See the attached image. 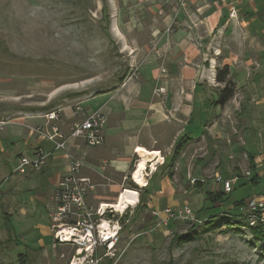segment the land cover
<instances>
[{"label": "crops", "instance_id": "obj_1", "mask_svg": "<svg viewBox=\"0 0 264 264\" xmlns=\"http://www.w3.org/2000/svg\"><path fill=\"white\" fill-rule=\"evenodd\" d=\"M152 4L148 12L135 11L124 24H119L118 13L113 19L115 35L133 36L125 43L135 67L133 77L100 93L54 105L60 110L57 124L64 134L83 117L74 114V104L79 103L85 112L99 110L105 115L101 145L90 148L77 140L67 152L84 163L80 176L93 185L86 197L90 208L107 203L104 200L119 195L127 185L135 188L137 199L128 206L130 213L119 217L123 227L128 221L131 226L152 223L153 210L178 204L168 163L180 139L187 142L175 166L191 162L195 148L206 146V141L216 147L225 140L231 147L248 146L252 140L249 127L238 129L229 113L243 112L253 97L249 68L255 73L264 69V0H188L180 10L177 0H152ZM167 27L171 30L166 31ZM223 66L229 70L234 94L221 106L216 100L224 84L217 82L216 73ZM76 98L80 99L77 103ZM96 98L100 102L94 110L83 106L84 101ZM54 108L46 110L42 101L27 104L14 110L0 130V259L13 252L36 254L38 264H68L70 260L64 258L69 245L53 246L49 223V214L56 209L57 183L68 167L64 152L54 151L39 171H14L19 155H29L36 147L51 148L32 128L49 125L43 116ZM139 147L157 153L146 163L142 186L131 183ZM217 155L218 162L225 157ZM230 157L227 154V160ZM104 168L110 174L107 186L99 174ZM112 175L121 180L112 181Z\"/></svg>", "mask_w": 264, "mask_h": 264}, {"label": "rangeland", "instance_id": "obj_2", "mask_svg": "<svg viewBox=\"0 0 264 264\" xmlns=\"http://www.w3.org/2000/svg\"><path fill=\"white\" fill-rule=\"evenodd\" d=\"M150 5L152 0H0V130L6 119L13 117L9 115L14 110L27 104L42 101L47 110L54 108L57 101L100 93L129 78L135 67L131 66V51L125 43L133 36L115 35L113 19L118 13L119 24H124L135 11L148 12ZM160 6L166 7L164 3ZM170 30L167 27L166 31ZM249 70L253 97H249L243 112L235 109L229 113L238 129L249 127L252 140L248 146L231 147L225 140L216 147L206 141V146L195 148L191 162L172 166L171 184L179 202L167 207L188 205L194 219L158 225L160 219L153 215L155 221L146 225L131 226L128 221L115 254L105 257L103 264H264V242L254 238L248 226L228 217L239 212L233 206L235 201L245 199L246 203L264 195V69L262 73ZM76 99L75 103L80 100ZM99 102L100 98L89 99L83 106L94 110ZM77 106L83 111L77 115L83 114L79 103L74 104L73 110ZM36 128H32L33 132ZM217 154H225L224 159L218 162ZM227 154L232 156L229 160ZM250 158L257 168L258 179L254 183L250 180ZM135 163L133 160V169ZM131 171L130 168L128 172ZM108 172L104 168L99 173L105 178V186L110 181L106 178ZM233 175L237 181L230 192H225L216 176L226 179ZM112 177V181L121 180ZM131 183L135 184L132 180ZM107 188L105 191L109 192ZM124 188L135 190L130 185ZM206 191L225 192V206L230 203L225 209L230 215L221 212L210 224L204 214ZM117 195L104 201L113 203ZM227 220L229 224L225 223ZM125 229L127 232L123 233ZM71 253L69 246L65 261ZM24 255L26 264H38L36 254ZM17 257L18 254L8 252L0 264H16Z\"/></svg>", "mask_w": 264, "mask_h": 264}, {"label": "built area", "instance_id": "obj_3", "mask_svg": "<svg viewBox=\"0 0 264 264\" xmlns=\"http://www.w3.org/2000/svg\"><path fill=\"white\" fill-rule=\"evenodd\" d=\"M177 1L178 10L187 7L188 0ZM133 75L132 71L129 78ZM74 112L76 115L81 112V108L77 106ZM59 113L58 109L45 113L43 117L47 119L49 125L37 126L35 129L51 143V148L36 147L29 155H19L14 171L20 174L39 171L54 151L64 152L68 159V167L54 192L56 209L49 214L53 246L66 244L72 248L69 264H103L105 257L116 252V244L120 239L119 232L123 228L119 217L124 215L128 206L122 211L110 206L103 208V203L95 209L90 208L86 203V197L88 191L93 189V185L88 178L80 176L84 164L82 159L67 150L70 145H76L77 140H81L88 147L101 145L105 138L106 117L99 110L83 113V118L75 121L69 133L64 134L57 124ZM2 125L3 122L0 121V128ZM216 177V181L222 184L225 192H230L237 181V177L226 180L220 176ZM242 212L249 226H264V195L248 199ZM152 215L159 217L158 225H166L178 219H194L188 205L153 210Z\"/></svg>", "mask_w": 264, "mask_h": 264}, {"label": "trees", "instance_id": "obj_4", "mask_svg": "<svg viewBox=\"0 0 264 264\" xmlns=\"http://www.w3.org/2000/svg\"><path fill=\"white\" fill-rule=\"evenodd\" d=\"M229 70L226 66H223L222 68L217 69L216 73V80L219 83H223L224 86L220 89L218 98L216 100V103L218 105H224L234 94V84L228 79ZM187 140L180 139L174 146V151L170 160V168H172L175 159L178 157L180 151L184 147ZM250 167L252 169V176L251 181L254 183L258 179L257 175V168L255 164L252 162L250 158ZM205 213L207 214V218L210 219L209 221L212 224V221L215 219L214 217L217 215H220L222 213L226 214L227 216L230 215L227 213L228 210H224V205L226 201L228 200L225 192L219 191V192H209L206 191L205 193ZM245 199H240L234 202V208L237 209L239 212L234 213V215L228 216L229 220H236L239 222L242 226H248L253 237L256 238L259 241L264 242V226L262 225H255V226H249L248 223L245 221V217L243 216V206L245 204ZM222 212V213H221ZM229 220L225 221V223L229 224ZM212 226V225H210ZM18 262L16 264H26L27 263V257L26 255L20 253L17 257Z\"/></svg>", "mask_w": 264, "mask_h": 264}, {"label": "bare ground", "instance_id": "obj_5", "mask_svg": "<svg viewBox=\"0 0 264 264\" xmlns=\"http://www.w3.org/2000/svg\"><path fill=\"white\" fill-rule=\"evenodd\" d=\"M138 153L140 155V159L136 164V169L133 172V181L136 185H144L146 183V179L143 174V170L146 169L148 159H151L152 156L157 154L156 152H149L144 148L139 147ZM153 168V167H152ZM146 172V171H145ZM146 175V174H145ZM137 199V192L134 189L125 188L120 192V196L116 197L115 202L113 203H103V208L105 207H114L116 210L122 211L124 208L129 206L130 204H134ZM105 226H108L105 224ZM108 228V227H107ZM110 230V228H108Z\"/></svg>", "mask_w": 264, "mask_h": 264}]
</instances>
